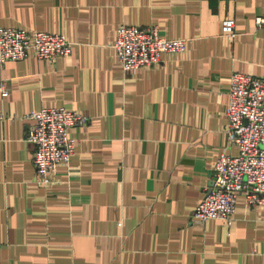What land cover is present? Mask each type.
<instances>
[{
  "label": "crops",
  "instance_id": "crops-1",
  "mask_svg": "<svg viewBox=\"0 0 264 264\" xmlns=\"http://www.w3.org/2000/svg\"><path fill=\"white\" fill-rule=\"evenodd\" d=\"M264 0H0V28L62 35L71 53L0 66V264H264V211L239 197L231 226L193 222L229 145L233 74L264 71ZM235 21V37L222 23ZM120 26L188 40L122 72ZM89 118L59 184H35L25 140L41 109Z\"/></svg>",
  "mask_w": 264,
  "mask_h": 264
},
{
  "label": "built area",
  "instance_id": "built-area-1",
  "mask_svg": "<svg viewBox=\"0 0 264 264\" xmlns=\"http://www.w3.org/2000/svg\"><path fill=\"white\" fill-rule=\"evenodd\" d=\"M256 25L264 29V18H257ZM235 28L234 20H225L222 34L234 38ZM189 43L161 38L156 28L120 26L113 49L122 72L130 73L161 64L165 55L185 54ZM70 53L71 44L62 35L0 28V66L29 57L54 63ZM230 84L227 135L237 154L225 150L218 157L212 184L193 212V222L223 221L231 226L239 197L247 207L264 211V71L260 77L233 74ZM0 95L9 96L4 82H0ZM30 119L33 124L25 140L34 147L35 184L49 188L59 184L58 168H67L75 152L76 140L68 130L86 127L89 118L63 108H47L31 114Z\"/></svg>",
  "mask_w": 264,
  "mask_h": 264
}]
</instances>
